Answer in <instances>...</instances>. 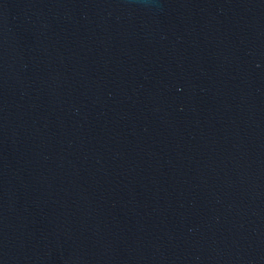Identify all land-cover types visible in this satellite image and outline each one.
<instances>
[{"label":"water","instance_id":"1","mask_svg":"<svg viewBox=\"0 0 264 264\" xmlns=\"http://www.w3.org/2000/svg\"><path fill=\"white\" fill-rule=\"evenodd\" d=\"M0 264H264V0H0Z\"/></svg>","mask_w":264,"mask_h":264}]
</instances>
